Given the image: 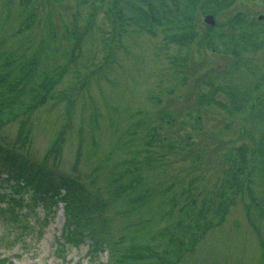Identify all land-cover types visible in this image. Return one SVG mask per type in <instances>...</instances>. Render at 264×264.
Segmentation results:
<instances>
[{"label":"rangeland","instance_id":"obj_1","mask_svg":"<svg viewBox=\"0 0 264 264\" xmlns=\"http://www.w3.org/2000/svg\"><path fill=\"white\" fill-rule=\"evenodd\" d=\"M5 154L81 180L120 244L62 257L40 206L20 237L0 218V258L264 264V0H0V188Z\"/></svg>","mask_w":264,"mask_h":264},{"label":"trees","instance_id":"obj_2","mask_svg":"<svg viewBox=\"0 0 264 264\" xmlns=\"http://www.w3.org/2000/svg\"><path fill=\"white\" fill-rule=\"evenodd\" d=\"M30 68L33 69V67ZM261 150L262 149L250 150L245 146L238 148V154L242 161L240 172L244 173L245 176L251 174L253 171V161H255L257 152ZM3 157L10 166L8 168L9 174L6 176L7 187H10V190L4 185L0 188V218L4 219L5 222L15 224L19 228V234H17V236H22V231L24 230L31 233L36 229V226L32 222V216L37 214V209L40 206L43 207L45 215L48 218L54 216L59 208L63 206L65 223H63L64 226L61 235L56 238V251H58L60 256L66 257L70 247L74 246L78 248L84 243L89 245L88 257L94 261L97 260L100 253L105 251L106 248H109L110 258L114 255V245L115 243H120L118 240L111 241L112 239L110 236H105L104 229L101 226L103 222L102 212L101 210L98 211L99 207L93 204L94 201H92V197L90 198L87 188L81 180L71 175L61 174L54 177L43 166L28 164L6 154ZM263 162L264 160H260L258 170L261 173V177L264 179ZM248 169L251 170L248 171ZM10 180L14 182L8 184ZM244 180H246V178ZM234 181H237L233 183L237 184L235 188H240V193L249 190L244 183L246 181H243L242 177H236ZM233 183H231L232 186H234ZM254 202L255 201H251L250 203ZM260 208L264 210V207L261 205ZM228 211L229 207L226 208L222 205L214 212L224 217L223 215H225V213L227 214ZM23 217L28 219L26 223L20 222ZM36 223L41 225V219L38 218ZM44 223H46V221ZM199 225L200 224H198V227ZM206 226H209V224L204 225L200 229ZM189 235L188 230L185 231V236ZM181 245L182 241H178V246ZM168 251L169 249L167 252ZM169 252L170 255L173 254V256L176 254L175 249ZM143 255L144 253H128L123 255L122 258L120 257L115 263H110L109 258L106 263L97 262L96 264H122L121 261L124 260V258L136 260L144 258ZM164 256L155 257V261H159L158 264H174V261L171 260L173 256L170 257L168 263ZM0 264L15 263L11 260L0 258Z\"/></svg>","mask_w":264,"mask_h":264},{"label":"water","instance_id":"obj_3","mask_svg":"<svg viewBox=\"0 0 264 264\" xmlns=\"http://www.w3.org/2000/svg\"><path fill=\"white\" fill-rule=\"evenodd\" d=\"M205 21L208 22V23H210V25L215 23V20H214V17H213L212 14L207 15V16L205 17Z\"/></svg>","mask_w":264,"mask_h":264}]
</instances>
